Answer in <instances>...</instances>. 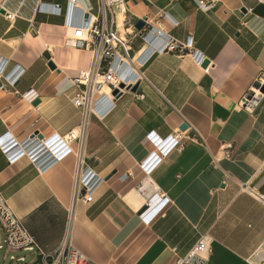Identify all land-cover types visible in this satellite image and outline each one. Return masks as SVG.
I'll return each instance as SVG.
<instances>
[{
  "label": "crops",
  "instance_id": "1",
  "mask_svg": "<svg viewBox=\"0 0 264 264\" xmlns=\"http://www.w3.org/2000/svg\"><path fill=\"white\" fill-rule=\"evenodd\" d=\"M122 2L117 26L131 56L142 47L134 25L144 20L191 48L150 57L136 92H124L101 117L88 115L81 139L68 143L71 152L44 172L25 158L9 164L0 151V193L48 253L67 231L90 264H176L199 241L209 248L204 264L264 263L258 256L264 255V205L241 191L247 185L264 193V93L252 113L239 108L256 83L264 86V3ZM77 4L80 10L66 0H0V60L8 62L6 73L23 71L12 88L0 89V137L7 133L16 147L32 138L66 142L82 125L70 80L89 67L90 53L74 54L63 39L96 3ZM55 5L59 12L50 11ZM195 51L208 61L205 68L193 62ZM29 91L34 100L23 98ZM149 133L162 141L178 133L183 150L150 173L159 192L140 216L143 199L130 195L144 179L139 165L154 152ZM78 154L103 183L91 203H76L69 222Z\"/></svg>",
  "mask_w": 264,
  "mask_h": 264
},
{
  "label": "built area",
  "instance_id": "2",
  "mask_svg": "<svg viewBox=\"0 0 264 264\" xmlns=\"http://www.w3.org/2000/svg\"><path fill=\"white\" fill-rule=\"evenodd\" d=\"M70 8L78 9V0H66ZM87 3L94 2L96 7L90 6L83 10L81 14V23L78 26L71 27V33H67L63 39V46L68 49L86 50L90 53V63L86 70H80L71 78L74 92L70 97V102L81 112L83 122L78 134L69 136L66 142L55 137L46 142L35 140H26L24 144L16 147L11 137L3 135L0 137V151L9 164H13L21 158H25L29 163L36 167L39 172H44L63 157L68 155L71 150L68 146L70 140L78 137L81 139L86 118L88 115L101 117L103 112L110 109L113 102L116 101L118 94H123L138 83L141 79L139 70L142 69L146 61L153 55H161L165 52H179L191 48V43L187 45H178L169 36L156 30L153 26L144 20V26L140 30H134L133 37H138L142 47L136 53L130 55V41L121 35L117 26V12L122 10V0H84ZM218 0H195L199 8L213 5ZM264 3V0H261ZM44 6L41 5V9ZM1 9V8H0ZM50 11L59 12L60 6L50 7ZM5 19L12 21L14 16L6 11L2 14ZM85 16L87 18L85 19ZM191 57L196 66H201L203 57L197 52L191 53ZM8 62L0 60V89L6 90L12 88L19 80L23 71L20 67H15L13 71L6 73ZM123 85V88L120 86ZM261 84L259 88H254L239 103V108L247 113H252L259 105L262 97ZM107 90V92H105ZM116 95H113L114 92ZM257 91V92H256ZM258 93V94H257ZM23 98L34 100L33 91H29ZM147 139L154 146V152L139 166L144 174V179L136 187V192L143 199V208L146 210L140 215L143 216L150 208L158 194V190L153 186L149 179L150 173L172 152H182L183 146L178 133H174L167 140L162 141L154 133H149ZM228 148V147H226ZM77 166L74 171L72 197L67 208L68 221L73 218L75 205L78 201L85 204L92 202L93 195L103 179L99 178L88 167H82L81 158L77 156ZM122 176L121 179H124ZM226 181L223 179L222 185ZM241 191L249 193L256 200L264 205V193L259 194L254 188L247 185L241 188ZM167 199H162L160 206H164ZM0 233L2 244L0 250L5 249V255L8 253H33V263L37 264H90L89 261L76 249L72 247L68 239V233L65 232L60 246L54 252L43 251L34 241L33 237L27 232L22 222L12 213L7 200L0 193ZM209 252L208 246L199 241L183 259H178L176 264H204L201 255ZM5 259V256L3 257ZM12 262L20 264L25 261L22 256L11 257Z\"/></svg>",
  "mask_w": 264,
  "mask_h": 264
},
{
  "label": "rangeland",
  "instance_id": "3",
  "mask_svg": "<svg viewBox=\"0 0 264 264\" xmlns=\"http://www.w3.org/2000/svg\"><path fill=\"white\" fill-rule=\"evenodd\" d=\"M0 244H2V238H0ZM261 254L259 253L258 255L259 258ZM4 256H5V259L3 258ZM17 256H22L25 258V261L20 264H37V263H33V261H35L33 253L22 252V253H8L5 255V249L0 250V264H15L14 262L11 261L10 258L17 257ZM261 264H264V263H261Z\"/></svg>",
  "mask_w": 264,
  "mask_h": 264
},
{
  "label": "water",
  "instance_id": "4",
  "mask_svg": "<svg viewBox=\"0 0 264 264\" xmlns=\"http://www.w3.org/2000/svg\"><path fill=\"white\" fill-rule=\"evenodd\" d=\"M86 18H87V16H85V19H86ZM143 26H144V23H143L142 21H137V22L135 23V25H134V28L138 31V30L142 29ZM207 64H208V61H204V62L202 63L201 66H202L203 68H205V67L207 66ZM48 67H49L50 69H53V68H54V66L52 65V63H49V64H48ZM120 88H123V85H121ZM254 88H259V85L256 83V84L254 85ZM136 90H137V84H135L134 86H132V87L129 89L130 92H136ZM261 92L264 93V86L261 87ZM116 94H117V92L115 91V92L113 93V95H116ZM120 96H121V94H118V95L116 96V99H118ZM37 104H38V102L34 103V105H37ZM35 134H36V133H35ZM34 136H35V135H34ZM34 136H32V137H34ZM145 210H146V207H144L143 209H141L140 212H139V214H142Z\"/></svg>",
  "mask_w": 264,
  "mask_h": 264
},
{
  "label": "bare ground",
  "instance_id": "5",
  "mask_svg": "<svg viewBox=\"0 0 264 264\" xmlns=\"http://www.w3.org/2000/svg\"><path fill=\"white\" fill-rule=\"evenodd\" d=\"M123 9H124V8H123ZM119 28H120V27H119ZM71 32H72L71 29H67V33H71ZM49 49H51V48L49 47ZM71 50L73 51L74 54H77V53H79V52L81 51V50H78V49H71ZM50 51H51V50H50ZM83 53H84V52H83ZM79 54H80V53H79ZM81 54H82V53H81ZM81 54H80V55H81ZM68 55H69V54H68ZM68 55H67V56H68ZM77 56H78V55H77ZM81 56H82V55H81ZM75 57H76V56H75ZM82 57H83V56H82ZM65 59H66V57H65ZM69 60H70V58H69ZM76 60H77V59H76ZM76 60H75V61H76ZM64 61H65V60H64ZM77 62H78V61H77ZM75 63H76V62H75ZM105 92H107V90H105ZM256 92H257V91H256ZM257 94H258V93H257ZM77 132H78V131H77ZM75 133H76V132H75ZM136 195H138V193H136V192L134 191V192L131 193L130 197L134 199V198H136ZM138 202H139V201H138ZM138 202H137V204H139ZM259 261H264V255H263V254L260 255Z\"/></svg>",
  "mask_w": 264,
  "mask_h": 264
}]
</instances>
